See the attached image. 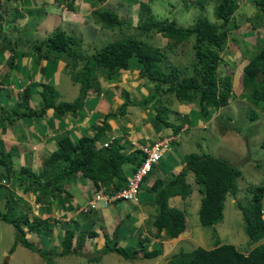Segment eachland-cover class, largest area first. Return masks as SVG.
Returning <instances> with one entry per match:
<instances>
[{
    "label": "trees",
    "instance_id": "obj_1",
    "mask_svg": "<svg viewBox=\"0 0 264 264\" xmlns=\"http://www.w3.org/2000/svg\"><path fill=\"white\" fill-rule=\"evenodd\" d=\"M92 1L102 3L105 0ZM149 1L152 0H138L136 18L138 33L140 35L149 31L159 33L174 44L187 41L192 37L193 56L189 62L191 73L180 75V71L175 68H169L168 72H164L161 67L164 52L130 36L108 42L96 49L90 57H82L79 55L80 40L62 29H56L45 38L31 43L34 55L37 56L35 59H38L37 62L61 60L64 62L65 71L70 67L75 69L78 62H81L79 69L66 71L70 79L78 84V94L71 101H55L57 91L51 84L42 83L38 90L40 100L37 111L26 110L18 114L9 112L5 115V119L30 116L36 112L43 113L45 109H51L60 116L66 113L73 115L80 110L85 91L91 83L93 84L94 73L98 71L110 77L118 70L131 66L138 70L141 77L146 76L147 80L154 84L152 93L138 102L140 106H146L164 84V90L172 92L178 101L190 103L195 100L202 117H208L209 109L216 110L224 106L232 94H237L236 89L233 88L231 74H222L218 71V65L222 60L220 52L226 45L230 29L229 20L242 1H247L264 13V0H213L212 14L219 23L211 22L204 16H197L193 23L186 27L176 25L174 19H156L150 12ZM198 5L201 6V3ZM90 14L100 27L105 29L119 30L123 25H130L129 20L119 18L116 10L111 8H94ZM249 19V17L246 18V20ZM234 20L232 19V24ZM235 24L237 25L236 22ZM258 41L259 38L255 36L254 49L250 55L248 50L242 51L245 61L238 75L240 88L245 90L247 100L254 107H248L245 110V116L249 121H254L258 115L255 108L264 113V42ZM10 49L12 48L7 45H1L0 54L3 55L4 50L9 53ZM30 95L31 88L26 85L20 93V101L17 105H24V108H27ZM159 101L153 102L155 119L163 126L169 127L171 123L165 119L166 115L163 118L158 111ZM124 107L125 105H120L117 113L122 114ZM111 116L114 115H106L100 124L90 126L91 135L82 133L74 137L69 131L62 132L56 140V148L43 158V167L37 171L24 165L15 168L11 161V152L0 150V181L2 179L6 182V184L0 182V200L3 199L4 206V210L0 211V219L11 224L15 230L14 241L8 249L9 252L13 251L16 244H19L36 252L46 264H52L50 262L52 252L41 249L40 245L39 248L25 237L28 231L42 238L44 228L49 227V223L37 217L32 221L26 214L17 212L20 198L14 197L12 189L30 193L34 203L46 205L52 203L60 210L73 211L75 206L70 203L72 195L70 187L76 179H87L91 182L92 190L89 198L100 190L113 193L124 186L126 176L122 170V164L130 163L136 166L140 163L142 156L138 150L125 153L116 139L111 141L105 149L96 148L98 139L109 129L106 119ZM1 117L3 116L0 115ZM180 126V124L172 126L174 127L172 132L176 133ZM260 146L264 147V137L261 139ZM183 161L184 165L180 171L163 179H154L151 183L150 191L153 192L151 205L154 214L150 218L153 230L149 229L148 234L153 237H158L163 231L168 238H175L184 231V211L181 208L169 206L168 198L179 196L183 200L190 193V188L184 179L187 172L192 173L193 181L198 185L197 191L200 198L197 216L202 226L213 228L220 222L225 197L235 194L236 179L241 175V171L225 159L203 152L186 154ZM256 165L259 166V163ZM263 193L264 180L261 184L250 188V198L245 204L236 203L249 244L256 243L264 237V219L261 217ZM92 211L95 210H79L81 218L86 220L88 223L86 226L90 228L83 225L77 228L72 226L63 228L58 255L81 256L85 234L89 237L95 236L91 228ZM118 233V223L109 233L104 229L102 232L104 245L99 251L96 250L97 254H92L86 259L95 261L94 263L97 264L102 254L110 251L116 252L127 260L136 259L138 251H142V257H152L160 251L159 248L150 251L142 250V242L148 238L147 236L137 240L136 249L127 250L118 243ZM166 264H264V245L255 244L248 251L243 252L233 244L220 243L216 239L211 248L197 246L190 251L172 254L168 257Z\"/></svg>",
    "mask_w": 264,
    "mask_h": 264
},
{
    "label": "rangeland",
    "instance_id": "obj_2",
    "mask_svg": "<svg viewBox=\"0 0 264 264\" xmlns=\"http://www.w3.org/2000/svg\"><path fill=\"white\" fill-rule=\"evenodd\" d=\"M36 1L39 2V6L29 8V6L26 5V3L30 5L29 0H0V50L1 45H7L9 48H12L9 53L7 50H4L6 55L0 54V58L7 55L13 56V54L18 58L28 55L33 59V65H37L36 61L38 59H35L37 56L36 54L34 55L31 43L45 38L56 29H62L80 40L79 55L82 57H90L96 49H99L108 42L130 36L151 44L157 47L159 51L164 52L161 66L164 72H168L169 68H175L180 71V75L191 73L189 62L193 56V50L191 48L193 38L191 37L187 41L174 44L162 37L159 33H154L152 31L140 35L136 28L138 0H105L103 3L95 6L97 9L114 8L119 18L130 21V25H123L119 30H109L100 27L99 23L91 16V7H88L87 2L84 3L81 2V0H72V12L67 13L68 17H65L62 14L64 10L63 5L68 0H59L61 5L59 3H54L55 0ZM31 3L33 4V0H31ZM198 3H201V6L198 5ZM213 4V0L149 1L150 12L156 19H174L176 25L181 27L191 25L197 16H204L211 22L219 23L212 14ZM30 11H33V13H29ZM51 12H53V14L57 13L59 16L57 20L54 21V18L50 17ZM89 15L90 17H88ZM53 16L55 17V15ZM247 17L250 19L246 20ZM232 19H235L234 21L237 25L235 22L232 24ZM63 20L67 22L65 23ZM228 25L230 29L228 31L226 45L223 51L220 52L222 60L218 65V71L222 74H231L233 88L236 89L237 93L235 94L236 96L232 94L231 97L228 98V102L216 110L209 109L208 117H202L200 115L195 100L187 103L195 106L191 107V109H193L191 112L190 108L184 105L185 103H182L180 108H178V105H169L170 103L164 105V103L161 102L163 105H158V111L161 117L164 118L166 115L165 119L171 123V126L165 127L161 122H159L160 124L155 122L156 119L152 114L149 116L150 122L153 121L160 125V131L164 130L159 137L163 138L166 136L165 134L167 132H171L174 128L172 126L178 124V121H180L181 124L185 121L188 124V128L179 134L177 141H169L170 150L164 152L162 160L156 163L153 166L154 168L152 167V170L143 179L138 189L137 201L143 202L145 199L152 197L150 191L151 187L148 185L149 180L153 179V176L159 170L166 171L169 169L170 163H172L171 160L174 156L183 158L189 153L200 154L207 152L212 156L225 159L227 162L239 168L241 175L236 179V191L234 196L227 195L225 197L222 209V220L211 228L200 225L198 221L197 208L200 198L197 191L198 185L194 183L191 172L185 174V183L190 188V193L183 199L186 200L185 202L179 200L176 202L177 205L181 202L178 207L184 211L185 229L175 239L164 244L165 246L162 248L165 252V256H163L162 259L158 258L157 264H166L167 259H165V257L177 254L179 251H190L197 246L211 248L216 239L220 243L233 244L237 249L243 252L248 251L255 244L264 245V237L256 243H248V238L243 231L240 212L236 208L237 202L243 205L249 200L250 188L254 185L261 184L264 180V147L260 146L261 139L264 137V113L255 108L258 114L256 119L254 121L247 120L245 110L248 107H254L247 100L245 90L240 88V77L238 76L240 68L245 61L244 56H242V51L248 50V55L251 54L254 49L253 42L255 41V36L259 38V43L264 42V13L254 8V6L247 3V1H242L230 18ZM3 64L6 66L9 63L3 61ZM47 64L49 65V62H47ZM15 65H17L16 60L13 66ZM80 66L81 62H78L75 69L70 67L66 68V71L68 69L77 70ZM18 68L20 67L18 66ZM51 71L50 67L41 70L42 74L47 76ZM97 73L100 74L98 71ZM141 78L142 79H139V81H147L146 76ZM50 81L51 80H48L46 82L49 83ZM52 84H54L55 87L57 86L54 81ZM164 88L165 84L159 88V90L163 89L160 95V91H157L158 96H162L163 99H169L170 102H175L176 98L173 93L164 90ZM54 89L57 91V88ZM59 94L62 101H71L74 96H76L77 92L70 87L64 90L62 88L59 89ZM58 98L57 93L55 101H58ZM4 102L5 97H1L0 105ZM128 106L130 105H125V110ZM135 108L140 112L142 111L140 105H136ZM151 109L153 112L154 109ZM180 114L185 116L182 117ZM136 115L137 114L134 115V113H132V116ZM195 117L198 119V126L193 127L195 125ZM62 118V116L59 118V123L56 128L59 132L63 131L64 119ZM11 161H13L14 166L15 158L13 155ZM256 163H259V166H257ZM162 173L163 175L165 174V172ZM14 192H16L15 189ZM26 197L27 195L24 194V196L18 200L16 211L26 214L32 221L35 217L46 219L49 223V227L44 228L45 232L42 238L28 231L25 233V237L38 245L39 248L42 246L41 249L47 248V250L51 251L50 262L52 264H95V261H89L86 257L97 254V251H99L101 247L94 248L88 243H85L81 250V256L74 254L60 256L57 254L60 251V246L53 244L50 249L49 240L45 239L48 232V236H52L55 232L56 238L60 235L62 227L66 225L67 227L72 226L71 215H75V222L79 219L75 212H72L70 216L67 217L62 216V214L60 215L59 211L53 212L49 209V212H47L44 210L43 205L38 206V204L34 203L33 198L30 199ZM118 201H120L121 205L125 203L122 200ZM126 203L127 205L130 204L128 201ZM86 204L87 203L81 205L80 210H86ZM168 205L175 207L174 204L171 203H168ZM261 207V217L264 219V193L261 199ZM39 209H41V212ZM3 210L4 206L2 199L0 200V211ZM95 218L98 220V215L95 216L94 213L92 220L94 221ZM53 220L57 223L53 222ZM147 223L151 226L150 219ZM93 226L94 224L92 228ZM22 228L24 229V226H22ZM14 234L15 230L13 226L0 219V264H46L45 260L36 252L22 247L19 244H16L13 251L9 252L8 249L14 241ZM132 246L136 247V243ZM126 249L132 250L129 248ZM2 250H4V253H2ZM97 264H152V262L127 260L116 252L110 251L103 253Z\"/></svg>",
    "mask_w": 264,
    "mask_h": 264
},
{
    "label": "crops",
    "instance_id": "obj_3",
    "mask_svg": "<svg viewBox=\"0 0 264 264\" xmlns=\"http://www.w3.org/2000/svg\"><path fill=\"white\" fill-rule=\"evenodd\" d=\"M29 2L30 5L26 3L29 8H35L39 6V2L36 0H33V4L31 3V0H29ZM59 2V0L54 1L56 4ZM81 2H87L88 7H91V10L94 9L95 6L101 4L92 0H81ZM71 3L72 0H68L63 5V16L68 17L67 13L72 12L71 9H73V7H71ZM59 4L61 5V3ZM29 13H33V11H30ZM53 15H55V17ZM50 17H53L55 21L59 16L57 13L53 14V12H51ZM88 17H90V15ZM63 22L66 23L67 21L63 20ZM3 54H5V51ZM15 60L17 65L13 66ZM3 61H7L9 64L5 66ZM47 62L49 61L47 60ZM47 62L42 60L37 62V65H33V59L28 55L22 56L21 58H18L14 55H7L0 58V98L5 97V102L0 105V115L3 116L0 118V150L12 153L15 158V168L24 165L30 167V169L33 171L39 170L40 167H43V158L56 148V140L60 133L69 131L74 137H77L82 133L91 135L92 131L90 126L100 124L104 116L109 114L114 116L108 117L106 119L109 129L105 131V134L100 139H98L96 142V148L99 150L105 149L111 141L116 139L122 146V151L129 153L134 149L133 143L150 144L154 138H159V135H162L164 132V130L160 131L161 126L157 124L159 123L157 120L154 119L157 123L153 121L150 122L149 116H151V114L155 118V111H151V108H153L154 105L153 102L160 100V105H163L162 103H164V105L170 103L169 105H178V108H180L182 105V102L175 98V102H170L169 99H163L162 96L160 97L156 93L154 98L147 102L146 106H141V112L137 110L135 106L138 105V102L141 101L145 96L152 93L153 83L148 82V80L139 81V79L142 78L138 74V70L131 66L124 70H118L116 73L110 75V77L104 76L101 72L100 74H95L93 84L91 83L90 87H88V90L82 100V106L80 110L75 112L73 115L68 113L62 115V119H64V125L63 131L61 132L56 130L59 123V118L61 116L56 114L51 109H45L43 113L36 112L30 116H20L10 120L5 119V115L9 112L18 114L24 111L26 112V110L37 111L39 109L40 100L38 90L40 89V85L42 83H48L46 82L48 80H51L48 84L54 86V84H52L54 81L55 85H57L56 87L54 86V88H57L59 97L58 101H62L59 94V89L61 88L64 90L71 87L78 94V84L73 82L68 76L64 68V62L57 60L52 63L49 62V65ZM18 66L20 68H18ZM47 67H50L52 70L48 76L42 74L41 72L42 69ZM26 85L31 88V95L27 101V108H24V105L19 106L17 104L20 101V93H22V90ZM159 91L160 95L163 89H160ZM120 105L130 106H128L126 110L124 108L123 113L121 114L117 113ZM184 105L190 109L191 107H195L194 105L187 103ZM191 110L193 111V109ZM132 113L137 115L132 116ZM181 115L182 114H180V116ZM184 116L185 115H182V117ZM195 119V125L193 127L198 126V119L196 117ZM178 124L186 125L188 128V124L185 121L182 124L180 121H178ZM171 134L174 133L172 131L167 132L165 134L166 136L164 137H167ZM168 150H170V148ZM182 159L183 158L174 156L171 160L172 163H170L169 169L166 171L159 170L153 176V179L149 180V187L151 186V183L154 179H163L172 173L180 171L184 165ZM161 160L162 158L159 160V162ZM132 169V164H122V170L126 177L130 175ZM162 172H165V174L163 175ZM91 185V182H89L87 179H76V181H74V184L70 187L72 194L70 203L72 206H75L73 211L60 210L55 204L52 203L48 205L41 203L36 204H38V206L43 205L44 210L47 212H49V209H51L53 212L59 211L60 215L62 214L64 217L70 216L72 212H75L79 219L75 222V215H71V219L73 221L72 227L77 228L81 227L82 225L86 226L88 223L86 220L81 218L79 210L81 205L87 203L90 197L89 194L92 190ZM15 191L16 192H14V189H12L15 198L21 199L24 194L27 195L26 198H33L28 192L22 193L19 189H15ZM151 194L152 197L145 199L143 202L137 201L136 203H133L128 200H122L125 203L121 205L120 201L116 200L106 205L100 204V206L95 211L91 212L92 218L94 213L95 216L98 215V220L96 218L94 221L91 219L93 221L91 224H94L93 228L91 225V228L95 232V236L89 237L87 234H85L83 246L85 243H88L94 248L102 247L104 245L102 232L104 229L106 232L111 231L118 223L119 233L117 240L121 246L129 249H136L132 245L136 243L137 247V238L148 236V238L142 243V250L148 251L155 248H159L160 250L157 255L152 257H140L142 252L138 251L136 252L138 257L133 260L142 262L151 261L152 264H157L158 258L162 259V257L165 256V252L162 248L165 246L164 244H167L170 240L175 239L176 237L168 238L164 235L163 231L160 232L158 237H153L148 234L149 229L153 230L152 226H149L147 223L154 214L153 206L151 205L153 193L151 192ZM178 200L181 202L186 201L180 199L179 196H173L168 198V203L174 204L175 207L179 208L178 206L181 202H179V205H177L176 202ZM127 201L130 204L127 205ZM39 211L41 212V209H39ZM64 227H62L61 231ZM86 227L90 228L89 226ZM54 233L52 236H48V232L47 237L45 238L49 240L48 243H50V249L53 244L59 246L61 232L56 238V234ZM2 253H4V250H2ZM165 259H168V257H165Z\"/></svg>",
    "mask_w": 264,
    "mask_h": 264
},
{
    "label": "built area",
    "instance_id": "obj_4",
    "mask_svg": "<svg viewBox=\"0 0 264 264\" xmlns=\"http://www.w3.org/2000/svg\"><path fill=\"white\" fill-rule=\"evenodd\" d=\"M183 128L184 126L180 131ZM177 137L178 134L163 138H154L150 144L133 143L134 148L140 152L142 159L127 177L124 186L113 193H108L107 191L95 193L87 201L86 209H97L100 204L106 205L115 200H129L136 203L137 192L143 177L148 173L152 166L158 163L162 158L163 153L169 148V141L174 140ZM2 182L4 181L2 180Z\"/></svg>",
    "mask_w": 264,
    "mask_h": 264
},
{
    "label": "clouds",
    "instance_id": "obj_5",
    "mask_svg": "<svg viewBox=\"0 0 264 264\" xmlns=\"http://www.w3.org/2000/svg\"><path fill=\"white\" fill-rule=\"evenodd\" d=\"M96 73H97V72H96ZM96 73H94V76H95ZM101 73H102V72H101ZM89 87H90V86H89ZM87 90H88V89H87ZM87 90L85 91V93L87 92ZM84 96H85V95H84ZM183 126H184V128L180 131V129H181ZM186 128H187L186 125H181L180 128L178 129V131H177L176 133L171 134V135H169V136H174V135H176V134H178V136H179V134H181ZM167 137H168V136H167ZM159 138H161V137H159ZM177 140H178V137H177L176 139H174V140H171V141H177ZM152 141H153V140H152ZM146 144H147V143H146ZM168 145H169V144H168ZM168 149H169V148H168ZM168 149H167V150H168ZM133 150H136V149L134 148ZM167 150H166V151H167ZM136 166H137V165H136ZM136 166H133V169H134ZM153 166H154V165H153ZM153 166H152V167H153ZM133 169H132V171H133ZM151 169H152V168H151ZM151 169H150V170H151ZM150 170H149V171H150ZM132 171H131V172H132ZM149 171H148V173H149ZM131 172H130V174H131ZM148 173H147V174H148ZM147 174H146V175H147ZM146 175L143 177V179L146 177ZM127 177H128V176H127ZM127 177H126V179H127ZM3 181H4V180H3ZM142 181H143V180H142ZM0 182L3 183V184H6V182H2V179H1ZM141 183H142V182H141ZM140 185H141V184H140ZM140 185H139V187H140ZM100 191H105V190H100ZM137 193H138V192H137ZM89 199H90V198H89ZM89 199H88V200H89ZM115 201H116V200H115ZM128 201H129V200H128ZM93 210H96V209H93ZM181 233H182V232H181ZM179 234H180V233H179ZM179 234H178V235H179ZM178 235H177V236H178ZM177 236H176V237H177ZM147 237H148V236H147ZM140 238H141V237H138L137 240H139ZM142 243H143V242H142ZM142 245H143V244H142ZM142 245H141V246H142ZM138 247H139V245H138ZM148 251H150V250H148ZM141 252H142V251H141ZM140 257H142V255H140Z\"/></svg>",
    "mask_w": 264,
    "mask_h": 264
}]
</instances>
